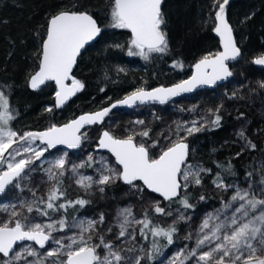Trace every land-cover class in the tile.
<instances>
[{"label": "snow or ice", "instance_id": "obj_1", "mask_svg": "<svg viewBox=\"0 0 264 264\" xmlns=\"http://www.w3.org/2000/svg\"><path fill=\"white\" fill-rule=\"evenodd\" d=\"M162 3L163 0H111L110 27L130 32L129 56H139L148 61L154 54L163 56L168 53L169 42L163 28L165 19ZM228 4L229 0H215V6L218 7L213 31L220 38L222 50L204 55L192 66L194 71L188 79L171 87L161 86L152 90L139 88L108 108L84 113L60 126L52 124L41 132L28 131L23 134L12 128L11 122L16 118L15 110L10 106L8 95L0 90V196H6L9 192L22 193L27 187L24 182L29 180L30 174L37 171H42L50 183L44 196L37 197L36 191L29 188L33 197L31 200L17 197L16 201L9 198L7 203L0 202V211L8 215L7 220L0 221V264H142L145 260H155L161 254V249L165 246L161 245V239L166 245L174 243L178 231L176 221L167 227H161L153 224L147 213L142 219H136L131 207L122 208L117 213L120 219L116 239L129 237L135 240L136 230L133 228L129 232V228L139 225L140 237L144 240L151 237L147 250L141 247L137 252L135 247L118 248L112 240H106L97 229V225L105 223L103 213L99 219L77 221L72 217L73 222L70 224L68 210L84 208L91 201L84 198L67 199L63 178L66 173H71L75 184L85 192L95 186L100 193L105 192L106 186L121 181L134 192L158 194L169 202V206L178 203L185 210L194 209L189 190L202 186L204 176L211 175L212 169L189 162L190 147L186 141L189 136L201 131L220 127L222 105L215 110L209 109L210 120L200 117L190 122L178 123L174 132L178 139L173 141L171 135L165 137L170 146L161 148L156 156L151 154V149L160 146L159 140L151 143L136 141L137 136L149 138L150 129L132 132L124 138H118L107 130L103 131L98 138L97 147L111 153L118 167L110 165L104 157L94 160L91 154L79 164L70 163L67 152L53 159L45 154L58 145L68 149L80 148L88 140V126L102 124L117 106L132 107L137 103L148 102L166 104L181 94L191 93L202 86H216L231 77L233 72L228 62L237 60L242 53L226 17ZM101 32L97 20L87 11L68 9L51 15L41 41L38 68L28 78L29 87L37 90L48 81L54 82V107L59 109L64 106L84 88V84L72 76L77 57ZM252 63L264 66V53L254 57ZM172 67L182 69L183 63L174 61ZM260 87L264 88V82H260ZM235 96L236 93H233L230 98ZM45 111L52 112L53 107H48ZM135 123L142 125L144 121ZM238 135L241 139H246L243 131ZM248 146L251 149L256 147L251 141H248ZM94 163L99 165L96 168L98 176L79 172V169L92 167ZM45 164L47 167H44ZM217 167L225 173L235 175L230 162L227 167L220 164ZM260 183V195L257 196L251 184L248 188H241L226 183L221 171H217L212 180L213 186L224 192L232 189L233 194L227 202H222L221 208L205 214L196 230L195 247L178 251L171 264H176L177 261L185 264L191 258L195 259L196 264H264V180ZM199 199L203 201L206 197L201 195ZM152 210L157 215H172L171 210L162 207L159 200L154 202ZM33 212L46 217L47 222L29 219L26 213ZM54 213L61 215L58 219H53ZM189 219L191 217L184 212H180L177 217L179 221ZM70 229L78 231L71 236L54 235ZM107 231L111 232L112 228L108 227ZM94 237L98 239V243L93 242ZM185 239H192V235H187ZM23 242H33L40 249L50 243L55 247L41 255L33 244ZM205 248L207 250L200 251ZM100 249L103 254L98 251ZM29 257L33 259L29 260ZM60 257L63 258L59 259ZM48 258L53 259L49 261Z\"/></svg>", "mask_w": 264, "mask_h": 264}, {"label": "trees", "instance_id": "obj_2", "mask_svg": "<svg viewBox=\"0 0 264 264\" xmlns=\"http://www.w3.org/2000/svg\"><path fill=\"white\" fill-rule=\"evenodd\" d=\"M217 7L215 0H164L163 28L167 34L169 51L163 56L154 54L145 61L139 56L127 54L131 36L127 30L110 27L111 0H0V90L8 95L10 106L15 110L12 128L21 134L41 132L52 124L60 126L84 113L101 110L139 88L150 90L160 86L169 87L187 79L192 66L199 59L208 53L219 52L218 41L213 35ZM68 9L87 11L97 20L102 34L97 43L83 52L73 73L84 84V88L60 111L54 107V85L48 83L41 91L33 92L29 89L28 78L38 68L41 41L48 18ZM227 16L242 53L239 61L230 66L233 75L229 82H239L256 70L253 58L264 53V0H235ZM174 61H181L183 68H173ZM48 107H53V111H45ZM255 118L264 133V116L256 114ZM234 119V115L222 116L220 127L201 131L186 141L190 147L189 162L212 169V174L205 175L203 182L212 181L217 171H221L226 183L234 185L254 181L257 176V166L264 161V142L252 141L255 149L248 146V140L244 141L242 149L230 145L227 142L228 133L234 125ZM237 153L240 155L237 156ZM229 162L235 175L217 167L218 164L227 167ZM122 186L123 183L118 181L112 190L115 192ZM197 189L192 187L189 190L194 209L199 206ZM77 198L86 199L81 195H67V199ZM162 205L167 206L169 202H162ZM171 206L181 208L178 203H172ZM83 209L70 208L68 222L71 223L72 217L76 218ZM152 209L143 212L142 216L147 213L153 224L164 227L156 220ZM57 215L61 213H54L53 219ZM139 227L138 238L147 250L151 237L148 240L141 238ZM176 228L179 229L178 226ZM160 243L165 245L161 254L155 260H145L142 264H154L175 243L181 244L178 231L172 245H166L162 239Z\"/></svg>", "mask_w": 264, "mask_h": 264}, {"label": "rangeland", "instance_id": "obj_3", "mask_svg": "<svg viewBox=\"0 0 264 264\" xmlns=\"http://www.w3.org/2000/svg\"><path fill=\"white\" fill-rule=\"evenodd\" d=\"M260 82H264V72L259 70H254L252 73L247 74L239 82H229L221 87L218 91L214 90L212 93L207 94L201 92L200 95H193L185 98L175 100L169 104L162 106H151L146 108H136L131 111H116L109 116L102 127L94 126L88 128V140L82 144V146L75 151L57 149L55 151H50L45 155L49 159H53L56 156L67 152V159L70 163L79 164L81 161H86L89 154L94 157V160H98L100 157L106 158L107 162L114 166L115 161L108 154L97 152L95 147L97 146L98 138L102 131L107 130L112 135L118 138H124L132 132H139L145 129H150L149 138L136 137V141L151 143L153 140H159L160 146L151 149V154L156 156L159 154L161 148L170 146L169 141L165 139L171 135L172 140L175 141L178 137L174 134L176 126L178 123L190 122L194 119H199L200 117H207L211 119L209 109L215 110L217 107L221 106L220 114L222 116L234 115V125L228 133L227 142L230 145L239 146L240 149L243 148L244 141H260L264 142V133L262 126L258 119L255 118L256 114L264 116V88L260 87ZM236 93L235 98L232 94ZM243 114V116H241ZM144 121V123L137 124L136 121ZM243 131L245 133L246 139H241L238 135L239 132ZM183 135V133H181ZM190 137V136H189ZM188 137V138H189ZM39 163V162H37ZM47 167V164L44 165ZM99 167L98 164H93L92 167H84L79 169L80 173L84 175H90L93 177L98 176L96 168ZM63 187L66 189L67 195L69 197H76L78 195L84 196L91 203L88 204L75 218L77 221L84 219H99L101 213L104 214L105 223L103 225H97L98 233L103 234L106 240H112L113 243L118 248L127 249L129 247H135L137 252L142 247L145 249L143 243H141L138 238L137 229L139 225H133L129 228V232L135 228L136 239L131 240L129 237H124L116 239V234L119 231L117 224L119 222V217L117 215L118 211L125 207H131L133 215L136 219H142L143 212L148 209L153 208L155 201L159 200L162 207L166 210H171V216H162L155 214L156 220L167 227L176 221L175 226H178V238L181 244L175 243L168 251L158 258L154 264H171L175 254L181 249H191L196 245V230L200 225L202 219L206 213L214 212L216 209L222 207V202H227L233 194V190L230 189L227 192L221 191L213 186L212 181L203 182L202 186L197 189V199L199 201V206L194 210H185L177 206H163L162 200L145 191L144 193L134 192L130 190L129 186H123L117 189L115 192L112 190L116 187L118 181L114 184L105 187V192L100 193L94 186L89 192H85L78 185L75 184L71 173H66L63 178ZM261 180H264V161L257 166V176L254 181L245 183L241 182L238 186L241 188H248L251 184L252 189L255 191L256 195H260ZM27 187L22 193L19 192H9L6 196L0 197V202L7 203L9 198L12 201H16L17 197L31 200L32 194L28 191L29 188L36 191L37 197L44 196L49 187L50 183L47 182L46 176L42 171H37L30 174L29 180L24 182ZM203 195L206 197L205 200L201 201L199 197ZM179 210V211H178ZM180 212H184L186 216L191 217L187 221H179L177 217ZM29 219L34 222H47L41 216H38L35 212L27 214ZM60 216H55L54 219H58ZM8 219L7 213L0 211V221ZM73 221H71L72 223ZM70 223V224H71ZM111 227L112 231L108 232L107 228ZM78 229H70L65 232L54 233L55 236H71ZM191 234L192 239L187 240L185 237ZM67 242V241H65ZM94 243H98V239L94 237ZM23 246V245H21ZM37 251L43 255L50 248L55 247L54 244H49L45 249H39L36 245ZM19 250V248H17ZM146 250V249H145ZM207 250L201 249L200 251ZM103 254V250H98ZM128 255H133V253H128ZM264 255V254H262ZM60 257L59 259H62ZM32 260V257L28 258ZM53 258H48L52 260ZM176 264H179L177 261ZM185 264H196L194 258L185 261Z\"/></svg>", "mask_w": 264, "mask_h": 264}, {"label": "water", "instance_id": "obj_4", "mask_svg": "<svg viewBox=\"0 0 264 264\" xmlns=\"http://www.w3.org/2000/svg\"><path fill=\"white\" fill-rule=\"evenodd\" d=\"M235 0H229V4L226 6V17H227V20H228V16H227V13H228V9H229V7H230V5L234 2ZM163 2H164V0H163ZM162 6H163V3H162ZM161 6V7H162ZM215 24H216V21H215ZM128 31V30H127ZM129 32V31H128ZM130 33V32H129ZM101 34H102V32H101ZM101 34H100V36H101ZM131 35V34H130ZM213 35H214V38L218 41V44H219V51H221L222 50V47H221V44H220V38H219V36L213 31ZM100 36H98L94 41H92V42H90L89 44H87L86 46H85V48L84 49H82L81 50V54L77 57V62H78V60H79V58L81 57V55L83 54V52L89 47V46H91V45H93V44H95V43H97L98 42V40H99V38H100ZM239 59H240V57L237 59V60H234V61H229L228 62V64H229V68H230V66L231 65H233V64H235V63H237L238 61H239ZM77 62H76V64L74 65V67H73V71H72V76H73V73H74V71H75V69H76V66H77ZM254 66H255V68L257 69V70H259V71H262V72H264V66H258V65H255L254 64ZM231 70V69H230ZM193 71H194V68L192 67V72H191V75H192V73H193ZM190 75V76H191ZM189 76V77H190ZM188 77V78H189ZM187 78V79H188ZM231 78H232V76L231 77H229L227 80H225V81H222V82H219L216 86H213V87H209V86H202V87H199V88H197L196 90H194L193 92H191V93H184V94H181L180 96H177V97H174V98H172L170 101H168L166 104H169V103H171V102H173V101H175V100H178V99H181V98H185V97H189V96H193V95H195V94H197V93H199V92H203V91H214V90H216L217 88H219V87H221V86H223V85H225V84H227L230 80H231ZM48 83H52L53 85H54V87H55V91H56V85H55V83L54 82H52V81H48V82H46L44 85H41V87L39 88V89H37V90H33V89H31L30 87H29V89L31 90V91H33V92H38V91H41L42 89H44V87L48 84ZM69 83H70V81H69ZM29 86V85H28ZM173 86V85H172ZM161 87V86H160ZM169 87H171V86H169ZM156 88H158V87H156ZM167 88V87H166ZM154 89V88H153ZM150 90H152V89H150ZM78 93V92H77ZM77 93H76V95H77ZM76 95H74V96H72L65 104H64V106H62L61 108H59V109H57V110H64L72 101H73V99H74V97L76 96ZM130 95V94H129ZM128 96V95H127ZM55 97V96H54ZM126 97V96H125ZM124 97V98H125ZM123 98V99H124ZM123 99H121V100H123ZM118 101H120V100H118ZM117 102V101H116ZM113 103H115V102H113ZM112 103V104H113ZM112 104H110V105H112ZM166 104H159L158 102H148V103H145V104H139V103H137L136 105H134V106H132V107H128V106H123V105H120V106H117L116 108H114V109H112V111L110 112V114H109V116L111 115V114H113L114 112H116V111H120V110H122V111H131V110H133V109H136V108H140V107H151V106H162V105H166ZM110 105H108V106H106V107H104V108H108V107H110ZM104 108H102V109H104ZM99 111V110H98ZM95 112H97V111H95ZM90 113H94V112H90ZM80 116V115H79ZM109 116H107V117H105V119H104V122L102 123V124H95V125H91V126H88V128H91V127H94V126H98V127H102L103 126V124L105 123V121L109 118ZM77 118V117H76ZM69 122V121H68ZM87 128V129H88ZM105 131V130H104ZM103 132V131H102ZM101 132V133H102ZM101 135V134H100ZM57 149H63V150H71V151H75V150H78V149H68L66 146H63V145H58L57 146V148L56 149H52V150H50V151H55V150H57ZM95 150L97 151V152H102V153H105V154H108L109 156H111V158H113L114 159V161H115V158L112 156V154L111 153H109L106 149H99L97 146H96V148H95ZM123 183V182H122ZM137 183H140V182H137ZM124 184V183H123ZM125 186H128V185H126V184H124ZM148 192V191H147ZM150 193V192H149ZM151 194H153V195H155V196H157V197H159V195L158 194H154V193H151ZM1 197V196H0ZM163 202H168V201H164L161 197H159ZM24 244H33V242H23ZM48 245H46V247H47ZM38 247V246H37ZM45 247V248H46ZM39 248V247H38ZM44 248V249H45ZM40 249V248H39Z\"/></svg>", "mask_w": 264, "mask_h": 264}]
</instances>
